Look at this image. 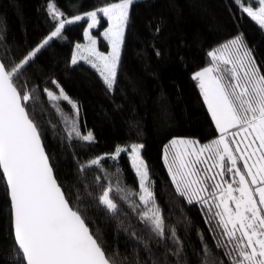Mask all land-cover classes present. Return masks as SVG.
I'll use <instances>...</instances> for the list:
<instances>
[{"label":"trees","instance_id":"1","mask_svg":"<svg viewBox=\"0 0 264 264\" xmlns=\"http://www.w3.org/2000/svg\"><path fill=\"white\" fill-rule=\"evenodd\" d=\"M53 2L66 17L86 14L118 0H0V60H19L36 47L53 28L47 4ZM87 19L66 25L61 37L41 50L30 66L15 78L21 92L32 99L26 105L38 124L54 175L70 206L84 217L91 234L115 264H176L171 239L159 240L138 213L144 210L137 196L139 182L129 149L116 160L82 170L92 159L109 156L119 145L142 144L141 157L149 173L156 204L166 229L174 227L188 264H200L203 245L209 259L230 264L216 244L219 232L209 221L208 209L188 203L176 193L164 161V147L173 139H194L206 144L218 137L192 75L211 64L207 53L237 36L252 51L264 74V29L234 0H139L130 8L117 67L116 82L109 91L100 74L83 62L71 63L74 46L83 42ZM101 18L93 31L99 49L108 50L100 32ZM157 28L159 31H157ZM159 53V55L157 54ZM78 105L79 128L92 132L94 142L69 139L45 89L55 90L52 80ZM69 110L64 102H60ZM0 177L2 175L0 174ZM111 186L117 211L108 212L98 197ZM123 189L117 192L115 189ZM134 201L135 211L129 206ZM203 237V241L201 239ZM10 204L0 179V264H13Z\"/></svg>","mask_w":264,"mask_h":264},{"label":"snow or ice","instance_id":"2","mask_svg":"<svg viewBox=\"0 0 264 264\" xmlns=\"http://www.w3.org/2000/svg\"><path fill=\"white\" fill-rule=\"evenodd\" d=\"M134 2L118 0L72 18H67L55 3L49 2L47 12L54 22V30L19 60L0 61V179L6 185L10 203L13 252L19 257L13 264H115L91 234L81 213L70 206L58 184L40 128L26 110L31 93L18 90L15 78L45 46L61 37L66 25L86 17L88 23L83 34L89 44L75 46L71 63L75 65L78 59L90 63L111 91ZM234 2L264 29V0H256L251 6H243L242 0ZM98 13H102L108 24L102 33L110 48L107 54L97 51L96 40L89 32L101 23ZM83 50L93 59L81 55ZM207 55L211 64L196 71L191 78L197 82L218 138L203 145L195 140L173 138L164 147V160L168 164L174 152L168 171L176 193L188 203H199L208 209L206 222L215 221V230L219 232L216 247L224 250L230 264H264V74L241 36ZM52 84L59 90L58 94L47 88L45 94L58 113L63 112L59 101H65L78 115V105L58 81L53 79ZM72 133L79 140L94 142L92 132L82 135L74 122L69 139ZM142 148V144L130 145L129 158L139 180V192L129 191L128 196H137L139 205L144 206L145 210L138 215L150 232L159 240L168 238L178 246L170 249L178 258L176 264H188L183 248L179 247L181 241L176 229L173 227L170 233L166 229L147 183L149 173L140 155ZM125 151L126 148L118 145L110 158L116 160ZM103 159H92L82 170L100 167ZM112 192L109 186L98 197L99 204L110 213L118 207ZM139 205L129 202L133 211ZM211 256V249L204 243L200 264H217L215 259H209ZM219 264L224 261L220 260Z\"/></svg>","mask_w":264,"mask_h":264},{"label":"rangeland","instance_id":"3","mask_svg":"<svg viewBox=\"0 0 264 264\" xmlns=\"http://www.w3.org/2000/svg\"><path fill=\"white\" fill-rule=\"evenodd\" d=\"M136 1H139V0H135V2H136ZM242 3H243V6H251V5H253V4H256V0H242ZM256 6H258V4H257ZM81 15L83 16V15H85V14H81ZM73 17H74V16H73ZM68 18H72V17H68ZM101 18H103V19L107 22L106 18L103 17L102 13H98V19H99L100 21H101ZM85 19H87V18L85 17ZM100 24H101V23H100ZM100 24H98L96 27L90 29L89 32H90V35L93 37V39L96 40V49H97V51H100V52H102V53H104V54H107V53L110 51V48H109L108 42L104 39L102 33H103V31L108 27V24H107V26H106L104 29H102L101 32H100L101 37L105 40V42H106L107 45H108V50H107L106 52H103V51H101V50L99 49L97 39H96V37L94 36V33H93V31H95V30H97V29L99 28ZM86 27H87V26H86ZM50 33H51V32H50ZM50 33H49V34H50ZM49 34H48V35H49ZM54 39H55V38H54ZM77 44H80V45H82V46H87V45L89 44V41L85 39L84 34H83V42H81V43H77ZM77 44H76V45H77ZM76 45H75V46H76ZM75 46H74V50H73V52L76 50ZM121 47H122V46H121ZM81 55H83V56H85V57H88V59H93V57L89 56V53H88L86 50H83V51L81 52ZM77 62H83V63H85L86 65L92 67L90 63L85 62V60H83V59H78ZM92 68H93V67H92ZM93 69H95V68H93ZM95 70H96V69H95ZM96 71H97V70H96ZM198 71H199V70H198ZM97 72H98V71H97ZM98 73H99V72H98ZM99 74H100V73H99ZM100 76H101V75H100ZM101 78H102V77H101ZM102 80H103V79H102ZM54 91L56 92V94H58V92H59L58 89H55ZM202 98H203V97H202ZM60 102H64V103H66V104H67V102H65V101H59V105H60V107L63 109V112H59V113H58L57 108L54 107L53 105H52V106L54 107V109H55V111L57 112V114H58L60 120L62 121L63 127H64V129H65L66 136L68 137V135H69V129H70V127L72 126L73 122L75 123V126L79 128V121H78V116H79V114L77 115V114L71 109V106L68 105V104H67V106H68V109H69V110H65V109L61 106ZM75 103H76V102H75ZM206 107H207V106H206ZM79 130H80V128H79ZM80 132H81V130H80ZM87 133H88V132H87ZM87 133H82V132H81L82 135H86ZM218 135H219V134H218ZM217 138H218V137H217ZM71 139H75V140L77 139V138L75 137V134H74V133H72V138H71ZM77 140H79V139H77ZM190 140H194V139H190ZM195 141H196V140H195ZM208 143H209V142H208ZM168 144H169V143H168ZM130 145H131V144H129V145H120V146H121V147H124V148H126V149H129V153H130V151H131V149H130ZM141 150H142V149H141ZM140 155H141V152H140ZM172 155H174V152H173L172 154H170V156H169V160H168V164H171V163H172ZM110 156H111V155H110ZM110 156H109L108 154H104V155H101L100 157H104V159H106V158H108V157H110ZM98 158H99V157H98ZM141 158H142V157H141ZM104 159H103V160H104ZM129 159H130V158H129ZM164 161H165V160H164ZM130 163H131V167H132L131 159H130ZM87 164H88V163H87ZM168 164L165 163L167 171H168ZM240 166L242 167V164H241ZM132 169H133V171H134V173H135V169H134L133 167H132ZM168 174H169V171H168ZM135 175H136V174H135ZM137 178H138V177H137ZM170 178H171V176H170ZM228 179H231V177L228 176ZM171 180H172V178H171ZM138 182H139V180H138ZM147 183H148V185H149V180H148ZM144 210H145V209H144Z\"/></svg>","mask_w":264,"mask_h":264},{"label":"water","instance_id":"4","mask_svg":"<svg viewBox=\"0 0 264 264\" xmlns=\"http://www.w3.org/2000/svg\"><path fill=\"white\" fill-rule=\"evenodd\" d=\"M1 61V60H0ZM2 175V174H1ZM10 204V203H9Z\"/></svg>","mask_w":264,"mask_h":264}]
</instances>
